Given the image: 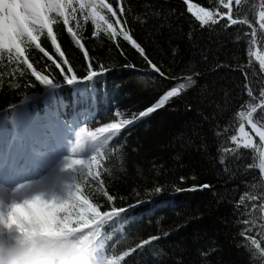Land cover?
Instances as JSON below:
<instances>
[{
    "label": "trees",
    "instance_id": "obj_1",
    "mask_svg": "<svg viewBox=\"0 0 264 264\" xmlns=\"http://www.w3.org/2000/svg\"><path fill=\"white\" fill-rule=\"evenodd\" d=\"M108 2L118 7L113 0ZM121 3L130 8L126 12L125 27L131 29L130 34L144 47L149 59L166 74L181 79L168 80L145 71L148 65L144 58L122 36L116 38L119 48L103 33L92 38L93 26L89 22L79 38L89 57L96 61L93 70H98L97 64L103 63L109 71L90 82L67 84L66 75L75 74L78 79L86 75L89 61L57 17L54 33L65 52L63 59H68L69 65H64L55 53L46 32L40 42L61 63L63 73L34 45L28 48L27 54L30 62L35 61L33 66L53 79L54 84H39L26 65L17 68L15 63L8 62L6 53L0 56L3 74L0 75V118H10L22 111L38 114L49 109L64 120L75 119L90 137L89 133L106 123L119 122L145 110L176 83L185 82L183 77L192 75L194 85L164 107L127 126L117 140L110 137L90 140L89 147L95 151L88 156L97 155L101 165L93 170L100 171L105 190L116 200L110 204L105 196L96 193L95 181H91L92 189L81 181L85 195L91 192L89 199L101 204L102 211L144 201L129 209L127 218L116 229L111 227V222L104 226L102 232L107 234V239L102 254L111 259L129 252L120 264H264L255 246L240 235L246 227L245 218L264 225L259 211L250 216L245 213V208H251L256 201L246 200L244 206L237 208L246 192L264 195V172L258 170L260 151L264 149H260L259 139L245 124L256 147H241L234 155L222 151L235 148L231 135H237L238 142L242 143L238 112L246 110L241 106L250 99L244 88L243 73L249 74L247 83L257 95L264 87V73L252 55L264 49V30L259 29L264 0H242L234 8L240 18L248 19L255 26L254 42L247 25L225 28L226 22L221 20L217 25L201 28L187 11L188 3L214 8L217 0H188V3L185 0H121ZM72 26L75 28V22ZM125 65H135L142 71ZM70 66L72 73L67 72ZM141 75L144 79H140ZM222 155L226 160L223 165ZM72 177L73 173L68 171L61 187ZM203 184L211 188L176 191ZM156 186H162L163 191L154 193ZM248 227L254 228L251 235L264 241L261 234L264 227ZM152 236L160 239L135 252L129 251Z\"/></svg>",
    "mask_w": 264,
    "mask_h": 264
},
{
    "label": "snow or ice",
    "instance_id": "obj_2",
    "mask_svg": "<svg viewBox=\"0 0 264 264\" xmlns=\"http://www.w3.org/2000/svg\"><path fill=\"white\" fill-rule=\"evenodd\" d=\"M118 5L117 8L113 7V3L108 0H0V56L5 53L8 56L9 63H15L17 68L20 65H26L27 69H31V76L35 78L39 84L52 85L53 79H50L47 75H42L41 71H38L33 62H30V56L27 54L28 48L35 46V49L39 50L49 61L55 64L57 69L63 73L64 69L61 67V63L57 62L53 55L45 49L41 44V36L46 32L47 37L50 39L51 45L54 47L55 53L59 54L62 58L64 65H69L68 59L65 57V52L62 51L61 45L58 43L57 35L54 33V25L57 24V17L63 22L66 31L71 34V38L79 48L84 50V57L88 62L87 72L84 77L78 79L77 75L73 74L70 77L65 76L67 84L80 83L82 81H92L93 78L99 79L103 74L107 73L109 69L103 64H97L98 70H93V64L96 63L94 59L89 57V52L85 49L84 43L79 38L84 29V26L89 22L93 26L91 33L92 38H97L101 33L105 34L107 38L116 44L119 48V44L116 40L118 36H122L124 41H127L133 48H135L140 55L144 58L148 68L145 70L149 73H156L164 79L178 81L179 77H174L166 74L161 70V67L154 63L145 53L144 47L137 42L136 39L130 34L131 29L125 27L128 24L126 12L130 11V8L126 4H122L121 0H113ZM188 3V0H185ZM242 3V0H217L216 7H197L194 4L188 3L187 11L192 14L195 20L199 23L201 28L208 27L209 25H217L221 20L225 21V28H230L235 25H247L251 29V37L255 41L257 31L255 26L248 19L240 18L234 8H238ZM5 5L9 7L6 9ZM221 8L223 10H221ZM72 22H75V28L72 26ZM143 22V21H142ZM119 25V29L117 28ZM259 29L264 30V10L259 13ZM248 35V33H245ZM240 37H237L239 40ZM123 55V51L121 50ZM255 55L256 60L259 61V69L261 73H264V55L259 53H252ZM50 67V66H49ZM125 67L132 68L133 70L140 72L142 70L136 69L135 65H125ZM15 71V70H14ZM68 73L73 72V68L70 66L67 68ZM0 75H3L0 73ZM24 72H20V76H23ZM194 75H198L195 73ZM245 77L244 88L246 95L250 98L242 104V109L238 112L240 119L237 135H231L230 139L235 143V148H224L223 153L235 154L236 150L243 147L244 149L255 148V142L253 137L248 131L245 130V124L250 126V131L255 133V136L259 138L260 149H264V87L259 89L258 95L254 92L250 84L247 83L249 74L243 73ZM255 75V74H254ZM140 79H144L141 75ZM185 82L176 83L169 90L165 91L159 99L153 105L147 107L145 110L140 111L138 114H131L130 118H125L119 122L106 123L103 127L97 128L96 132L89 133L92 141H98L101 138L108 140L109 137L112 140H117L118 135L127 126L132 125L138 119H143L149 116L151 113L164 107L172 98L181 95L182 92L187 91L192 85L196 83L192 75H188L182 78ZM10 86V85H9ZM34 86V85H30ZM19 87V85H17ZM259 113L258 116L255 114ZM227 130V129H225ZM85 128H81L76 134V145L83 146L82 141L87 139L85 137ZM108 134L105 136L104 134ZM115 147V145H113ZM75 151V149H73ZM95 151V149H93ZM239 159V157H237ZM225 156L222 155L220 163L225 164ZM100 162L97 159V155H90L87 158L71 159L65 165V169L70 173H73V177L70 182L65 183L61 190L60 195L56 197L59 200L61 206L65 207L68 211L69 218L72 223L68 225L70 232L76 235L83 236L85 233H93L95 242L93 250L97 257V264H120L124 257L129 255V252H125L123 256L111 259L106 258V254H102L104 249V242L107 239V234L102 232L105 225L111 222V227L116 229L117 226L126 219V214L129 209L138 206L144 201L137 200L136 204H131L120 207H111L110 210L102 211V205L99 203H93L89 199V195H85L84 190L81 187V181L89 184V188L92 189L91 181L98 183V187L94 189L96 193H100L107 198V201L111 204L116 200L114 195L108 193L105 190L104 181L100 179V171H94L100 168ZM247 167L251 168L252 165ZM258 170L264 172V151H260ZM90 178V180H89ZM181 182L184 181V177H181ZM23 188V187H21ZM205 188H211V185H193L189 189L182 190H203ZM19 191V189H17ZM163 191L162 186H156L153 189L154 193H161ZM256 201L251 208H245V213L251 215V213L259 211L261 213L260 219H264V195H249L247 192L240 197L237 208L244 206L245 201ZM122 214L124 216L122 217ZM78 221H82L78 222ZM243 223L245 228L241 231L240 235L245 240H250L251 245L255 246V249L259 251L262 258H264V241H258L256 236L251 235L254 232L253 227H264V225H258L256 220L245 218ZM264 235V233H261ZM160 239L158 236H152L149 239L143 240L136 248L129 251L135 252L137 249L143 248L152 241ZM244 246V245H238ZM202 255H206L202 253Z\"/></svg>",
    "mask_w": 264,
    "mask_h": 264
},
{
    "label": "clouds",
    "instance_id": "obj_3",
    "mask_svg": "<svg viewBox=\"0 0 264 264\" xmlns=\"http://www.w3.org/2000/svg\"><path fill=\"white\" fill-rule=\"evenodd\" d=\"M61 188H17L0 197V264H97L93 233L69 230L68 211L56 199Z\"/></svg>",
    "mask_w": 264,
    "mask_h": 264
},
{
    "label": "rangeland",
    "instance_id": "obj_4",
    "mask_svg": "<svg viewBox=\"0 0 264 264\" xmlns=\"http://www.w3.org/2000/svg\"><path fill=\"white\" fill-rule=\"evenodd\" d=\"M259 54L264 55V49ZM79 131H80L79 128L74 129L72 131V137L67 138V140L70 142L74 141L76 143V134ZM85 137H87V139L82 141L83 146H78V147L80 148V152L84 151L86 155L90 153V150L87 149V146H89V142L91 138L88 137V134L86 132H85ZM30 150L31 152L34 151L32 149ZM63 154H64L63 152L58 153V154L54 153V154H51L52 157L48 159H44V160H42V157L37 156L36 161H37L38 167L35 166L36 170L27 172V174L24 173L22 175V178L26 177L23 180H27L24 182L25 185H23V188H26L28 190L47 191V190H54L58 186H61L62 178L67 177L68 175V171L65 169L66 163L68 162V160L70 162L71 159H78L77 156H70V155H63ZM44 170H46L45 174H43ZM13 175L15 176L16 174H13ZM14 176H12V173H10L11 178H14Z\"/></svg>",
    "mask_w": 264,
    "mask_h": 264
},
{
    "label": "bare ground",
    "instance_id": "obj_5",
    "mask_svg": "<svg viewBox=\"0 0 264 264\" xmlns=\"http://www.w3.org/2000/svg\"><path fill=\"white\" fill-rule=\"evenodd\" d=\"M41 135H44V134L41 133ZM37 142L41 146H44V139L43 138H40ZM63 145H64L63 142L62 143H53V149H55V150L62 149ZM73 149H75V151H73ZM66 151L69 152L71 155H78L81 153L80 148L76 145V143L74 141L73 142L71 141L69 143ZM40 154L43 155V153H40ZM6 156H8V151H6V153L4 152L3 157H0L1 162L6 161L3 165L4 168L2 167L1 171H0V197H3L6 194V192H8L9 190L22 187V185L24 184V183H21L22 175L24 173L27 174L25 172V170L27 168L26 165H28L32 161H35V158L33 156H28V155L18 156L16 158H14L12 155L13 158H11V159L9 158V160H7ZM41 157L44 158V156H41ZM14 161H16V162H14ZM8 163H10V165ZM12 165H14V167H11ZM24 166H25V168H24L25 170L21 168ZM10 173H12V176H13V174H16L15 178H11ZM19 173H23V174H19Z\"/></svg>",
    "mask_w": 264,
    "mask_h": 264
},
{
    "label": "water",
    "instance_id": "obj_6",
    "mask_svg": "<svg viewBox=\"0 0 264 264\" xmlns=\"http://www.w3.org/2000/svg\"><path fill=\"white\" fill-rule=\"evenodd\" d=\"M255 134V133H254Z\"/></svg>",
    "mask_w": 264,
    "mask_h": 264
}]
</instances>
